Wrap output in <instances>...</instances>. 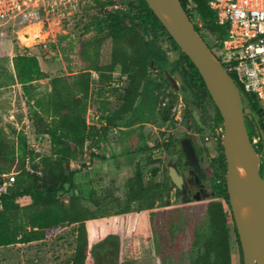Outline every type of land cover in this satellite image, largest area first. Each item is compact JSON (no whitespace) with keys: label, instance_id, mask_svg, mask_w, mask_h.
Returning a JSON list of instances; mask_svg holds the SVG:
<instances>
[{"label":"rangeland","instance_id":"rangeland-1","mask_svg":"<svg viewBox=\"0 0 264 264\" xmlns=\"http://www.w3.org/2000/svg\"><path fill=\"white\" fill-rule=\"evenodd\" d=\"M135 4V0H111V6L100 8L92 0H84L83 12L75 20H68V25L63 28L65 32L62 31L63 22L60 28L51 25L55 45L47 52L35 47L30 39L24 40L15 33L0 28V129L10 144L17 146L19 140L25 139L27 149L24 153V169L37 177V185L48 182L43 173L41 160L50 155V143L48 136L42 131V125L51 124L54 119V109L50 104L52 96L63 84L70 85L74 77L86 72L88 64L82 58L81 48L86 40L103 35L97 33V28L93 25L95 20L106 14L137 16ZM185 5L194 15L192 2L187 1ZM192 23L201 26L195 16ZM134 29L136 33L143 34L139 25H135ZM199 34L210 50L217 57H221V52L213 45V39L202 27ZM146 38L150 39V37ZM155 38L169 65L175 62L179 55L169 45L167 38L159 33ZM18 52L36 56L45 74L42 79L33 82L32 88L27 93L17 83L12 66V59ZM110 52L111 41L106 38L100 47V66L109 63ZM226 59L220 60L223 67L228 66L229 62ZM89 73L90 84L87 94L84 96L79 91H74L73 97L79 103L87 127L100 128L105 125V122L101 121L102 116L113 114L121 105V97L128 85L126 75L122 74L120 67L113 69L111 78L107 82L102 80L99 72L91 70ZM104 74L103 76L107 75ZM149 74L153 78L155 87L151 88L150 98L144 102H137L142 110L127 115L120 127L110 130L100 142L98 149L88 142L85 143L82 155L77 162L70 163L69 170L79 174L101 170L104 175L94 183L95 187H105L113 197L121 199L125 194L124 184L132 176L136 166L141 167L146 183L165 182L167 192L164 200L167 206L163 207L155 203L152 209L155 215L151 221L147 217L150 211L137 213L134 211L131 215H111L89 221L86 225L89 245L99 251L103 247L101 246L103 242L116 243L117 239L110 238V233L121 232L120 244L116 246L117 264H161L156 255L157 250H160L162 255L165 254L164 264H187L186 244L190 242L194 228L205 229V207L214 197L216 189L214 184L226 185V168L222 167L223 149L218 134V129L223 128V124L217 121L216 108L198 83L191 86L188 84L187 88H179L178 94L176 93L178 96L175 98L176 95L173 94L175 90L155 69L150 68ZM175 74L179 76L178 73ZM231 76L236 78L235 74ZM238 88L242 103L253 113L264 132V112H258L256 96L245 93L239 84ZM169 103H173L172 107L166 110ZM34 112H37L39 117H36ZM248 119L246 118L245 121ZM250 119L246 122V128L251 138L254 134L255 122ZM135 122L153 126L148 127L149 129L135 125L134 129L132 126L125 127ZM154 135L156 137H153ZM116 137L120 138L119 142H116ZM185 142H191L198 152L200 166L206 176L204 188L210 194L204 200L189 204L182 203L179 195L174 197L173 202H169L168 196L171 190L167 175L168 168L173 163H177L178 159L185 161L179 153L170 154L166 145H175L177 150H180L181 144ZM260 152L262 153L260 168L264 172L263 148ZM16 158L17 161L4 175L14 178L17 176V165L20 164L19 153L16 154ZM169 162L173 163L169 164ZM182 162L180 161V164ZM82 164L85 165L84 170L81 168ZM262 178L264 180V175ZM61 196L66 199L67 194L62 193ZM28 201V197L18 199L21 205ZM221 201L227 211L224 200ZM142 218H145L143 223ZM152 221H157L155 233L153 236L151 234L148 242H145L142 232L145 225H150ZM228 224L231 264H242L239 243L233 232L230 216H228ZM74 229L75 227L69 226L48 238L0 247V264H70L69 258L73 253L75 242ZM153 238L157 241V250L154 248ZM102 263L99 258L96 261L91 257L86 260V264Z\"/></svg>","mask_w":264,"mask_h":264},{"label":"trees","instance_id":"trees-1","mask_svg":"<svg viewBox=\"0 0 264 264\" xmlns=\"http://www.w3.org/2000/svg\"><path fill=\"white\" fill-rule=\"evenodd\" d=\"M80 1L82 2L80 10L83 12L84 0ZM92 1L100 8L111 6V0ZM179 1L191 22L195 16L201 24L200 27L212 37L214 46L219 49V42L225 38L226 29L216 24L214 13L208 7L209 0ZM187 1L192 2L194 15L186 8L185 3ZM135 3L137 16L106 14L95 20L93 25L96 26L97 33L103 35L86 40L81 48L82 58L88 64L86 72L74 77L70 85L61 84L60 89L52 96L50 104L54 109V119L51 124L42 125V131L48 136L50 143V155L41 160L43 173L46 181L48 180L47 183L37 185V177L24 169V153L27 149L25 139L19 140L20 143L15 146L6 141L4 133L0 129V175L6 174L12 168L17 161L16 154L19 153L20 159V164L17 165L18 174L14 182L7 186L5 193L0 194V247L38 241L41 238L55 235L65 227L73 226L75 227V242L69 262L70 264H86V260L92 255V250L96 248L94 246L91 248L89 245L86 222L111 215H131L134 211L136 213L150 211L147 217L151 221L155 215L152 211L155 203L163 207L167 206L164 200L167 184L163 181L146 183L140 166H136L132 176L126 180L124 184L125 194L122 199L113 197L112 193L105 187H90L87 193L79 195L71 193V188L74 187V179L79 173L69 170L70 163L79 160L85 143L88 142L92 147L98 149L100 142L110 130L120 127L119 125L122 124L127 115L136 111L139 113L142 110L137 102H144L150 98L151 88L155 85L149 74L150 68L155 69L165 82L167 79L162 72L163 69L169 75L178 73L183 87L187 88L188 84L191 86L198 83L206 97L211 100L197 70L189 59L181 53L163 26L149 10L145 1L135 0ZM75 19L76 17L71 18V20ZM63 23V28H66L68 21ZM194 24L196 31L200 32V27L196 23ZM135 25L142 28L143 34L135 32ZM158 33L165 36L169 45L178 52L177 60L170 65L156 42L155 36ZM146 37H150V39ZM106 38L111 41L110 60L108 64L100 66V47ZM54 45V43L50 44V50ZM211 52L213 53L212 50ZM217 59L220 60V57ZM12 66L17 83L26 93L32 88L33 82L45 76L37 57L31 54L16 53L12 59ZM116 67H120L122 74L126 75L128 85L126 92L121 97V105L113 114L102 116L101 121H104L105 125L100 128H88L82 117L79 103L73 97V92L79 91L84 96L87 94L90 84L89 71L99 72L102 80L107 82L111 78V72ZM232 74L234 73H230V76ZM233 80L236 81V78ZM256 102L258 105V100ZM259 109L258 105V111ZM34 113L36 117L39 115L37 112ZM164 116H166L165 112ZM216 117L217 121L222 123L217 109ZM135 124L137 123L125 127ZM260 128L263 130L261 126ZM166 147L169 152L175 148L172 144H168ZM221 160L222 167L225 169L226 163L223 154ZM174 166L176 167L175 164ZM81 168L85 169V165L82 164ZM261 171L263 172L260 168V175L262 176L264 172L261 173ZM0 181H2L1 176ZM214 185L216 186L214 197L207 202L205 207V229L194 228L190 235V242L186 244L187 255L185 259L187 264H231L228 216L231 218L237 242L238 238L228 202L226 185L225 183ZM62 193L67 194L66 199L61 196ZM23 197H28L29 201L21 205L18 203V199ZM221 200H224L227 211ZM144 220L145 218H142V223ZM156 222L152 221L150 225H145L142 232L145 242H148L151 234L153 236L155 233ZM109 236L117 239L115 246L118 247L121 232L110 233ZM155 238H153V244L157 250ZM156 255L161 264H164L165 254L162 255L161 251L157 250Z\"/></svg>","mask_w":264,"mask_h":264},{"label":"water","instance_id":"water-1","mask_svg":"<svg viewBox=\"0 0 264 264\" xmlns=\"http://www.w3.org/2000/svg\"><path fill=\"white\" fill-rule=\"evenodd\" d=\"M149 10L163 26L167 34L193 64L201 77L207 93L217 109L223 124L221 145L226 163V191L240 245L242 264H264V180L260 175L259 155L250 146L245 117L251 113L243 109L238 86L229 71L203 40L187 16L179 0H144ZM164 76L177 89L182 82L177 74ZM262 111L260 106L259 112ZM188 164L200 173L194 149L189 142L182 145ZM168 177L174 188L170 201H174L176 189L181 188L182 177L175 166L168 168ZM238 175L250 177L251 187L240 182ZM92 178L74 179L72 194L87 193ZM78 187L83 189L78 190Z\"/></svg>","mask_w":264,"mask_h":264},{"label":"built area","instance_id":"built-area-1","mask_svg":"<svg viewBox=\"0 0 264 264\" xmlns=\"http://www.w3.org/2000/svg\"><path fill=\"white\" fill-rule=\"evenodd\" d=\"M81 4L80 0H0V28L30 39L47 52L54 43L51 25L60 28L62 22L78 17ZM208 7L216 24L226 29L225 38L219 42L220 60L227 58L229 62L224 68L235 74L237 86L254 94L264 106V0H209ZM218 134L222 137L223 128L219 127ZM249 142L261 165L264 132L256 123ZM1 179L3 194L15 178L2 175Z\"/></svg>","mask_w":264,"mask_h":264},{"label":"flooded vegetation","instance_id":"flooded-vegetation-1","mask_svg":"<svg viewBox=\"0 0 264 264\" xmlns=\"http://www.w3.org/2000/svg\"><path fill=\"white\" fill-rule=\"evenodd\" d=\"M166 83H169L171 85V87L175 90L173 92V94L176 95L175 98L178 96L177 95L178 94L177 93L178 89L179 88H182V89L184 88L183 87V83L181 85H179L176 82L177 89L172 86V84L168 81V79H167ZM154 87H155V85H154ZM172 104L173 103H169L168 106H166V108L167 107L171 108ZM258 105H259V107L261 106V108H262V111L260 113H263L264 106L259 101H258ZM167 110H169V109H167ZM252 114L253 113L251 112L250 114H248L250 117L246 116V118H249V119L251 118L250 120H252L253 123L255 122L256 124H258V122L256 121L255 117ZM137 124H142V122L141 123H137ZM137 124H135V125H137ZM133 126L134 125H132V127ZM258 126H259V124H258ZM153 137H156V136L154 135ZM152 140H153V138L151 139V141ZM189 143L192 145V147L194 149L196 158L198 160V164L200 166V161L201 160L199 158L198 152H197L196 148L193 146V144L191 142H189ZM183 144L184 143L181 144L180 150H177V147L174 145L175 148L172 151H170V154H176V153L181 154V156L184 158L185 162H182L181 159H178L177 163L169 162V164L173 163L172 164L173 166L175 164L176 167H177L176 169L178 171V174L182 177L181 188L180 189H176V195H179L182 198V203L189 204L190 202H198V201L204 200V199L208 198L207 196H209L210 194H208L206 189L204 188L206 176H205L204 172L202 171L201 166H200V173H197L188 164V160H187V158H186V156H185V154L183 153V150H182V145ZM180 161L182 162L181 164H180ZM169 183L171 185V190L169 191V195L168 196H169V202H171L170 201V192L174 188V185L172 184L170 178H169ZM101 246H103V247L99 251L95 250V249L92 250V255H91L92 260L96 261L99 258L103 262L102 264H108L109 262H112L113 264H117L116 263L117 248H116L115 244L114 243H111V244L109 243V244H102Z\"/></svg>","mask_w":264,"mask_h":264},{"label":"crops","instance_id":"crops-1","mask_svg":"<svg viewBox=\"0 0 264 264\" xmlns=\"http://www.w3.org/2000/svg\"><path fill=\"white\" fill-rule=\"evenodd\" d=\"M135 126H137V127L138 126L139 127L145 126L146 129H149L148 127H152L153 125L152 124L144 123V124H137ZM135 126H133L132 128L134 129ZM143 133H144V131H143ZM115 139H117L116 142H119V140H120L119 137H116ZM91 149H93V148H91ZM101 175L103 176L104 175V172H102L101 170H94V171H92V172H90L88 174H83V173L78 174L77 178H83L84 180H90V178H92L93 182H92V185H90V187H95V184L94 183L96 181H98L99 179H101ZM81 189H83V188L82 187H78V190H81ZM80 193L81 194H84L82 192H80ZM88 222H86V225H88ZM86 228H87V226H86ZM87 233H88V228H87Z\"/></svg>","mask_w":264,"mask_h":264},{"label":"bare ground","instance_id":"bare-ground-1","mask_svg":"<svg viewBox=\"0 0 264 264\" xmlns=\"http://www.w3.org/2000/svg\"><path fill=\"white\" fill-rule=\"evenodd\" d=\"M240 182H242L244 185L251 187V179L250 177H243L241 175H238Z\"/></svg>","mask_w":264,"mask_h":264}]
</instances>
